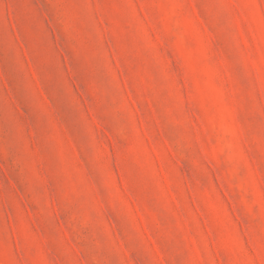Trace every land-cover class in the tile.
<instances>
[{"label":"rangeland","instance_id":"obj_1","mask_svg":"<svg viewBox=\"0 0 264 264\" xmlns=\"http://www.w3.org/2000/svg\"><path fill=\"white\" fill-rule=\"evenodd\" d=\"M0 264H264V0H0Z\"/></svg>","mask_w":264,"mask_h":264}]
</instances>
